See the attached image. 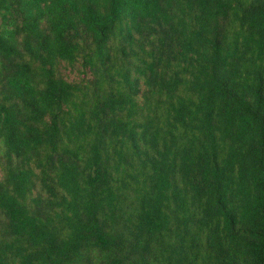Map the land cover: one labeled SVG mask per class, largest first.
<instances>
[{"label": "trees", "instance_id": "obj_1", "mask_svg": "<svg viewBox=\"0 0 264 264\" xmlns=\"http://www.w3.org/2000/svg\"><path fill=\"white\" fill-rule=\"evenodd\" d=\"M0 264H264V0H0Z\"/></svg>", "mask_w": 264, "mask_h": 264}]
</instances>
